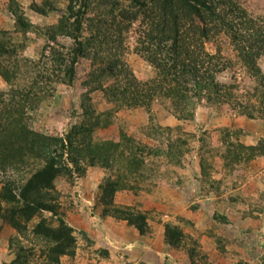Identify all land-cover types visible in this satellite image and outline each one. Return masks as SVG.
<instances>
[{
  "label": "trees",
  "instance_id": "trees-1",
  "mask_svg": "<svg viewBox=\"0 0 264 264\" xmlns=\"http://www.w3.org/2000/svg\"><path fill=\"white\" fill-rule=\"evenodd\" d=\"M29 8L39 16L58 19L41 27L26 16L20 0L7 2L13 32L22 41L0 31V79L9 87L0 90V220L20 237L44 245L41 260L31 263L33 250L17 239L15 248L10 243L15 256L9 264H72L62 259L74 260L77 236L61 210L57 181L65 178L73 185L75 173L83 176L87 167L112 172L99 185L101 218L125 221L141 235L150 233L148 215L137 207L117 204V195L146 190L145 184L155 173L146 157H168L176 151L178 162L185 142L178 138L170 140L164 150H153L121 131L119 145L98 144L96 131L105 121L109 124L119 109L150 112L155 100L167 98L174 115L187 118L186 111L200 100L212 105L237 103L238 77L233 75V82L228 83L221 76L240 67L254 85V100L248 98L252 110L246 105L243 113L255 119L258 112L264 119V73L258 65L264 55V14L252 16L239 0H43L30 2ZM136 25L134 52L154 71L145 82L124 58ZM30 33L45 39L39 57L33 60L20 55ZM212 42L214 53L207 50ZM223 45L230 48V57ZM81 59L90 61L92 68L80 103L81 120L62 136L33 130L29 114L37 111L56 85L74 84ZM96 91L112 104L108 111L98 112L94 107L92 93ZM220 132L226 148L221 156L227 165L264 158V139L246 145L237 140L241 131L225 127ZM201 168L206 177L203 163ZM185 238L180 226L164 224V243L170 249H185ZM216 243L224 251L222 241ZM187 254L194 263L196 247L188 248Z\"/></svg>",
  "mask_w": 264,
  "mask_h": 264
},
{
  "label": "rangeland",
  "instance_id": "rangeland-1",
  "mask_svg": "<svg viewBox=\"0 0 264 264\" xmlns=\"http://www.w3.org/2000/svg\"><path fill=\"white\" fill-rule=\"evenodd\" d=\"M26 16L41 27L57 22L55 16L42 17L29 8L30 2L41 4L43 0H20ZM8 0H0V31L10 32L15 41H22L14 34V20L7 12ZM254 16L264 14V0H239ZM137 25L130 33L125 60L141 82L150 80L154 71L144 59L134 52L138 37ZM22 57L37 59L45 39L29 34ZM66 45L68 40L63 41ZM224 54L230 48L223 45ZM214 53L215 42L207 45ZM264 73V55L258 60ZM91 64L81 59L77 77L72 86L56 85L42 101L36 112L29 114L33 130L45 135H64L69 128L81 120L80 103L86 84L90 81ZM238 77L240 88L235 91L239 102L212 105L197 101L184 117L174 115L171 101L160 98L154 101L150 112L146 108L119 109L96 131L98 144L114 147L120 143L121 131L134 138L138 144L150 149L162 147L170 140L185 142L184 154L179 161L171 156L146 157L152 164L154 174L146 190L137 194L122 191L116 203L137 207L149 217L150 233L141 235L125 221L113 218L102 219L99 205V185L112 172L101 167H87L83 176L75 173V182L65 178L57 181L61 192L60 205L66 221L75 229L77 252L74 260H62L72 264H261L264 259V158L246 163L226 164L222 156L225 146L221 141V128L241 131L239 140L246 145L264 139V119L255 112V119L244 114L248 98L254 100L253 82L240 67L234 72L223 73L222 81L232 83ZM21 80V79H20ZM20 82V81H19ZM18 82V83H19ZM0 90L9 87L0 79ZM251 90V91H249ZM94 107L98 112L108 111V103L100 91L92 93ZM235 104V106H234ZM247 105V106H246ZM248 114V112H246ZM191 116V117H190ZM250 116V115H249ZM201 163L206 166L207 176L201 174ZM158 166V167H157ZM157 170V171H156ZM112 171V170H111ZM2 175H0V180ZM152 183V184H151ZM1 187V183H0ZM45 216L50 217L48 214ZM217 216V217H216ZM37 220V219H36ZM172 222L180 226L186 238L183 250H172L164 243V224ZM0 264H9L15 256L10 243L20 244L33 250L31 263L41 260L43 243L34 238L20 237L0 220ZM220 239L224 251L216 241ZM196 243V245H194ZM196 247L197 256L191 263L187 249Z\"/></svg>",
  "mask_w": 264,
  "mask_h": 264
}]
</instances>
